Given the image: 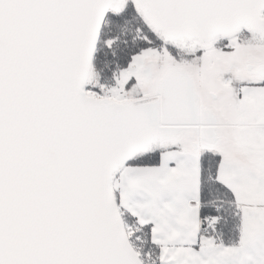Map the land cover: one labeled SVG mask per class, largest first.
<instances>
[{
	"label": "snow or ice",
	"instance_id": "snow-or-ice-1",
	"mask_svg": "<svg viewBox=\"0 0 264 264\" xmlns=\"http://www.w3.org/2000/svg\"><path fill=\"white\" fill-rule=\"evenodd\" d=\"M0 264H264V0H0Z\"/></svg>",
	"mask_w": 264,
	"mask_h": 264
}]
</instances>
